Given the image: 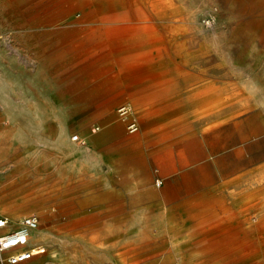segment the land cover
Instances as JSON below:
<instances>
[{
    "label": "rangeland",
    "instance_id": "1",
    "mask_svg": "<svg viewBox=\"0 0 264 264\" xmlns=\"http://www.w3.org/2000/svg\"><path fill=\"white\" fill-rule=\"evenodd\" d=\"M70 2L0 0V215L36 214L46 249L26 264H264V0H137L134 33L92 42Z\"/></svg>",
    "mask_w": 264,
    "mask_h": 264
},
{
    "label": "built area",
    "instance_id": "2",
    "mask_svg": "<svg viewBox=\"0 0 264 264\" xmlns=\"http://www.w3.org/2000/svg\"><path fill=\"white\" fill-rule=\"evenodd\" d=\"M119 113L124 119L129 116V110L125 106L119 109ZM127 128L132 133L138 130L135 122H130ZM98 129L99 127H94L93 132ZM72 141L79 142V136L74 135ZM39 227L40 219L36 214L26 215L15 221L8 216L0 215V256L8 264H25L45 253V247L32 246L31 236Z\"/></svg>",
    "mask_w": 264,
    "mask_h": 264
},
{
    "label": "bare ground",
    "instance_id": "3",
    "mask_svg": "<svg viewBox=\"0 0 264 264\" xmlns=\"http://www.w3.org/2000/svg\"><path fill=\"white\" fill-rule=\"evenodd\" d=\"M99 1L100 2H95L94 0H79V1L75 0V2H70V6L72 9L78 7H82L84 9H87L88 7L92 8L84 15L90 17V22H92L94 17H96L97 19H100V22L103 24L101 26L100 25L98 26L99 33L94 32L89 34L88 37H86V39L89 40L90 42L97 41V39H99V37H102L103 35L112 38L114 37L119 38L121 36L130 35L134 32H131L130 27L125 25L130 23V21L134 20L136 17L139 18L145 16L143 14L144 9L140 7V5L137 3V0H99ZM82 22L85 23V21ZM146 30H147V32H145L146 34H148L149 36L153 35L151 37L152 40L158 39V37L155 34L156 28L154 26H150L149 28H146ZM81 43L83 44V42ZM134 74L138 75L137 73ZM85 150H87L86 152L88 154L89 149L86 148Z\"/></svg>",
    "mask_w": 264,
    "mask_h": 264
},
{
    "label": "crops",
    "instance_id": "4",
    "mask_svg": "<svg viewBox=\"0 0 264 264\" xmlns=\"http://www.w3.org/2000/svg\"><path fill=\"white\" fill-rule=\"evenodd\" d=\"M87 154V153H86ZM126 156H128V157H130L131 156V154H125ZM38 231V230H37ZM37 231H35L34 233H33V235H32V237H31V240H32V242L33 243H39V239H40V237H41V235H37ZM33 261V260H32ZM31 262V261H30ZM28 263V262H27ZM26 264V263H25Z\"/></svg>",
    "mask_w": 264,
    "mask_h": 264
}]
</instances>
